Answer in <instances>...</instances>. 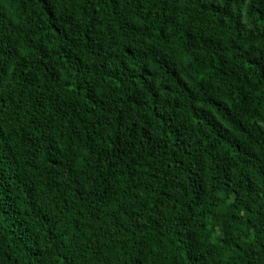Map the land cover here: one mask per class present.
<instances>
[{"label": "trees", "instance_id": "obj_1", "mask_svg": "<svg viewBox=\"0 0 264 264\" xmlns=\"http://www.w3.org/2000/svg\"><path fill=\"white\" fill-rule=\"evenodd\" d=\"M0 264H264V0H0Z\"/></svg>", "mask_w": 264, "mask_h": 264}]
</instances>
